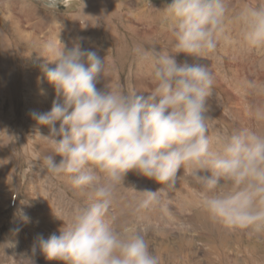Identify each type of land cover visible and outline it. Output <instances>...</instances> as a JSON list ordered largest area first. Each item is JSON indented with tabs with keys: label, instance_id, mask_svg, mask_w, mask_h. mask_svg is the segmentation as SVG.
<instances>
[{
	"label": "rangeland",
	"instance_id": "1",
	"mask_svg": "<svg viewBox=\"0 0 264 264\" xmlns=\"http://www.w3.org/2000/svg\"><path fill=\"white\" fill-rule=\"evenodd\" d=\"M88 1L60 0L58 7L49 8L41 0H0V264H20L22 258L33 264H65L47 260L39 239L59 236L63 219L70 222L90 202L87 190L74 188L66 175L53 174L46 167V155L56 163L62 157L50 149L49 127L39 125L32 113L49 112L53 102L62 103V98L41 69L47 62L40 56L43 44L54 41L58 48L79 45L96 51L105 60L98 90L137 91L145 97L154 86L153 48L175 52L165 20L171 0H124L117 9L108 3L105 12L117 36L107 32L105 44L91 35L94 25H89L83 12ZM227 6L214 51L204 57L173 55L178 64L203 65L213 75L204 114L213 140L227 139L242 128L264 136V120L255 118L257 109H264V48L244 42L243 26L236 19L241 9L264 6V0H227ZM105 14L97 16V23ZM68 33L78 42L68 41ZM137 46L145 51L138 53ZM59 125L57 121V129ZM191 171L181 167L174 187L129 171L113 194L114 227L151 225L145 240L160 264H264V231L229 229L212 220L201 208L206 192ZM146 191H156L159 201L138 209Z\"/></svg>",
	"mask_w": 264,
	"mask_h": 264
},
{
	"label": "clouds",
	"instance_id": "2",
	"mask_svg": "<svg viewBox=\"0 0 264 264\" xmlns=\"http://www.w3.org/2000/svg\"><path fill=\"white\" fill-rule=\"evenodd\" d=\"M41 3L56 8L60 0ZM227 7V0L167 4L165 20L175 52L153 48L154 86L147 97L137 91L98 90L105 60L96 51L79 45L66 49L63 43L58 48L54 41L43 44L40 56L47 62L41 69L62 98V103L53 102L49 112L32 113L39 125L49 127L50 149L62 157L56 163L46 155V167L53 174L66 175L74 188L87 190L90 201L70 222L63 219L59 236L39 239L47 260L160 264L145 240L151 225L117 229L110 218L114 191L132 170L174 187L178 170L192 169L189 174L206 192L201 208L212 220L229 229L264 231V136L242 128L227 139L213 140L204 115L213 75L203 65L178 64L173 55L204 57L214 51ZM236 19L243 26L244 42L264 48V6L245 7ZM136 51L145 50L137 46ZM49 63L55 67H48ZM255 118L264 120V109H257ZM203 171L210 175H200ZM146 192L138 209L159 201L156 191ZM19 261L33 264L30 259Z\"/></svg>",
	"mask_w": 264,
	"mask_h": 264
},
{
	"label": "bare ground",
	"instance_id": "3",
	"mask_svg": "<svg viewBox=\"0 0 264 264\" xmlns=\"http://www.w3.org/2000/svg\"><path fill=\"white\" fill-rule=\"evenodd\" d=\"M113 2L114 7H116V9L118 7H120L121 5L124 4V0H103V2H99L98 3L95 0H89L84 6H83V12H84V16L86 18V20L89 22V25L92 26V24L94 25V31L93 34L91 33L92 36H94V38H96V41H99L100 43H107V32L112 35V36H117V34H115V28L111 25L110 22V18L108 17V13L105 12V9L108 7V3L111 4ZM112 11L109 10V14ZM106 13V14H105ZM101 14H105L103 15V20L101 21V23H97L96 19L98 15ZM111 17V16H110ZM76 17H73V19H75ZM113 18V17H112ZM138 18H142L141 16H136V19L138 20ZM76 20H74L75 22ZM77 28V27H76ZM71 29V28H70ZM76 30V29H75ZM77 31V30H76ZM67 32V30H66ZM105 33V37H102L100 34ZM68 41L72 42V43H77V39L72 36L71 33H68ZM33 36V35H32ZM91 39V38H90ZM95 40V39H94ZM133 41V40H132ZM126 43V41L122 44V46H124ZM5 46V45H4ZM44 60V59H43Z\"/></svg>",
	"mask_w": 264,
	"mask_h": 264
}]
</instances>
